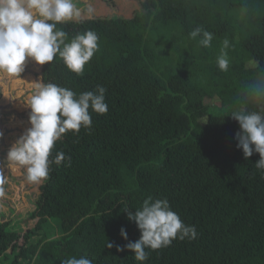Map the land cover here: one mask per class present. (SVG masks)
<instances>
[{
	"label": "trees",
	"instance_id": "16d2710c",
	"mask_svg": "<svg viewBox=\"0 0 264 264\" xmlns=\"http://www.w3.org/2000/svg\"><path fill=\"white\" fill-rule=\"evenodd\" d=\"M140 4L129 18L57 23L66 43L91 30L98 48L80 74L57 54L42 65L43 84L76 98L103 87L107 112L90 107L89 128L54 142L34 225L17 229L2 216L1 264H141L125 247L141 234L128 212L148 197L166 199L197 235L146 248L143 264H264V170L259 153L246 159L237 148L231 116L264 111V0ZM196 27L212 33L210 47L190 38ZM224 40L227 71L217 66Z\"/></svg>",
	"mask_w": 264,
	"mask_h": 264
},
{
	"label": "clouds",
	"instance_id": "9594fccd",
	"mask_svg": "<svg viewBox=\"0 0 264 264\" xmlns=\"http://www.w3.org/2000/svg\"><path fill=\"white\" fill-rule=\"evenodd\" d=\"M93 12L89 5V18ZM80 17L81 10L73 0H0V72L16 76L24 70L27 58L43 65L53 61L58 54L69 70L82 73L84 65L98 48L97 34L88 30L66 43V33L54 30L57 23ZM189 36L192 39L199 37L198 43L203 47H210L213 39L212 33L201 27L191 30ZM228 47V40H224L217 57V66L222 71H227L229 66L227 52L224 51ZM104 93L105 89L98 87L96 93L88 91L76 98L73 91L56 84L38 86V91L29 101L31 127L9 149L7 160L26 166L29 183L39 184L47 179L48 157L54 142L69 130L79 132L81 126L89 128L92 124L90 107L98 114L106 113ZM231 116L240 126L235 135L237 148L242 149L246 159L254 152L259 153L256 168L264 170V111L236 110ZM63 159L64 155L60 153L55 162L59 164ZM4 183L0 172V196L4 194ZM128 219L136 223L141 234L138 240L127 243L125 247L141 264L148 258L146 248L156 250L169 246L177 237L192 240L197 235L195 227L185 225L170 209L166 199L153 201L148 197L141 208L134 213L128 212ZM120 235L128 239L123 227ZM112 246L108 242L107 247ZM62 264H92V261L86 257H72Z\"/></svg>",
	"mask_w": 264,
	"mask_h": 264
},
{
	"label": "rangeland",
	"instance_id": "374dc122",
	"mask_svg": "<svg viewBox=\"0 0 264 264\" xmlns=\"http://www.w3.org/2000/svg\"><path fill=\"white\" fill-rule=\"evenodd\" d=\"M142 1L144 0H73L81 10L80 18H89V5L94 9L91 17L129 18L136 10L141 9ZM41 70L42 65L27 58L24 70L19 75L9 76L0 72V172L5 179L2 185L4 194L0 196V222L5 215L17 229L34 225L35 221L29 215L36 207L43 181L39 184L29 183L26 179V166L10 163L7 153L31 127L29 101L38 91V86L44 85ZM206 101L215 102L213 98H207Z\"/></svg>",
	"mask_w": 264,
	"mask_h": 264
}]
</instances>
